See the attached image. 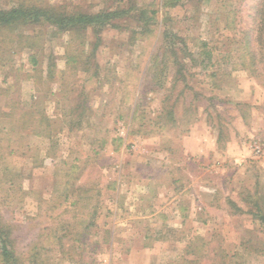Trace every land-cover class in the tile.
I'll list each match as a JSON object with an SVG mask.
<instances>
[{
	"label": "rangeland",
	"instance_id": "1",
	"mask_svg": "<svg viewBox=\"0 0 264 264\" xmlns=\"http://www.w3.org/2000/svg\"><path fill=\"white\" fill-rule=\"evenodd\" d=\"M260 1L0 0L66 21L136 2L161 22L149 40L135 18L0 25V253L8 232L16 264H264ZM196 122L217 144L192 157Z\"/></svg>",
	"mask_w": 264,
	"mask_h": 264
},
{
	"label": "trees",
	"instance_id": "2",
	"mask_svg": "<svg viewBox=\"0 0 264 264\" xmlns=\"http://www.w3.org/2000/svg\"><path fill=\"white\" fill-rule=\"evenodd\" d=\"M179 0H163L162 8H170L176 6L177 2ZM153 4V3H152ZM54 14L52 16H49L47 13L50 11L44 10V8H29L25 10V8H15L11 11H3L0 9V25L4 27H15L19 24H25L27 23L26 20H32L33 22H39V23H45L47 25H55L58 28L62 26H71L75 28H88V27H104L111 23L112 21H122L125 18H135L139 23L142 24L141 31H135V34L141 36L142 40H149L153 37H156V34L158 33V29L161 26V22L158 19L160 10L155 8V6L152 5H142L141 7L137 6V3H133L127 8H121L118 9L115 12L112 11H106L101 12L98 15L95 16H88V15H77L72 20H62L61 15L57 14L55 12L56 10L53 9ZM258 14L262 13L264 15V0H261L259 3V6L257 8ZM59 16V17H58ZM161 28V27H160ZM166 34V28L161 29L160 31V47L166 48L168 46V43L166 44L167 36ZM100 40V39H98ZM156 53V50H155ZM154 66V65H153ZM156 68V66H154ZM149 70V69H148ZM146 71V73L148 72ZM144 79V78H143ZM134 107V114L136 115L137 110L139 107H141L142 102L140 101V98L138 96L137 101L135 102ZM67 207L73 206V204H76V201H72L71 196L69 193L64 194V202ZM233 204V203H232ZM261 220L264 222V215L261 216ZM90 225V224H87ZM67 230L66 227L63 228L62 231ZM6 232V231H5ZM3 238L5 236V239H1L2 248L0 253V264H16L15 262V254L12 248L9 247V236L10 234L6 232V234L2 235ZM67 237L66 234L59 237L61 240V247L64 250L63 246V239ZM2 238V237H1ZM78 242L79 239H76ZM74 250V247H71Z\"/></svg>",
	"mask_w": 264,
	"mask_h": 264
},
{
	"label": "crops",
	"instance_id": "3",
	"mask_svg": "<svg viewBox=\"0 0 264 264\" xmlns=\"http://www.w3.org/2000/svg\"><path fill=\"white\" fill-rule=\"evenodd\" d=\"M175 121H177V119H175ZM132 119L129 122V126H131L132 124ZM198 123V124H197ZM197 126L193 129V127L190 128L191 131L186 130V134L185 136L182 137L183 144V151L186 154L191 153L192 157L194 156H201V154H204L206 151V143H209V145L212 146H216L217 144V139H212L210 136H207V134L205 133V130L202 129V123L201 122H196ZM201 124V125H200ZM181 147V146H180ZM182 148V147H181ZM191 148V149H190ZM155 150V151H154ZM147 152V150L143 149L142 152H140V154H143ZM166 152V156H168V160L171 159L172 157V152L170 149H158L155 148L151 151V153L149 154H154L156 156L161 155L160 153H164ZM148 154V153H147ZM174 165L175 167L171 169V171H183L184 167H185V163H180V161L176 162L174 161ZM183 182V180L177 179V178H172L171 179V185H170V190H169V196H170V200L171 203L174 202L177 205V209L182 208V205L185 204V196H186V192L184 190V187L181 186V183ZM183 185V184H182ZM143 188H145L143 185H141L139 187V190H143ZM182 210V209H181ZM157 213H155L154 215H156ZM176 214H178L179 216H183V212H177Z\"/></svg>",
	"mask_w": 264,
	"mask_h": 264
},
{
	"label": "built area",
	"instance_id": "4",
	"mask_svg": "<svg viewBox=\"0 0 264 264\" xmlns=\"http://www.w3.org/2000/svg\"><path fill=\"white\" fill-rule=\"evenodd\" d=\"M258 152H260V151H258Z\"/></svg>",
	"mask_w": 264,
	"mask_h": 264
}]
</instances>
